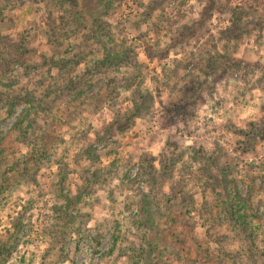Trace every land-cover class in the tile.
<instances>
[{
    "label": "rangeland",
    "instance_id": "374dc122",
    "mask_svg": "<svg viewBox=\"0 0 264 264\" xmlns=\"http://www.w3.org/2000/svg\"><path fill=\"white\" fill-rule=\"evenodd\" d=\"M0 37V264H264V0H0Z\"/></svg>",
    "mask_w": 264,
    "mask_h": 264
},
{
    "label": "trees",
    "instance_id": "16d2710c",
    "mask_svg": "<svg viewBox=\"0 0 264 264\" xmlns=\"http://www.w3.org/2000/svg\"><path fill=\"white\" fill-rule=\"evenodd\" d=\"M99 4V3H98ZM2 42V44H1ZM4 39L3 37H0V69L5 70L7 69L6 66H8L9 64H11L12 62L18 61L20 59V54L17 52L16 48H12L11 42L6 41L7 43H3ZM103 55H102V59L101 61L105 62L106 64H114L117 65L119 63H125L128 60V55L129 52L124 49L122 46H114V47H105L103 48ZM76 93L79 94L80 90L78 91V89L76 90ZM1 97L6 98L7 95L6 93L3 91L0 94V101H3V99H1ZM19 98V97H16ZM77 96H76V100H77ZM14 99V96L11 98ZM139 100V101H138ZM150 101V96L148 94H144L143 96L138 94L137 99H134L132 101V110L133 112L130 113V116H137V114L140 113V111L145 108L146 103H148ZM18 102V101H17ZM75 102V100H68L66 103L68 104H73ZM14 103L12 102V105ZM10 108V107H9ZM8 112H11V110H9L8 108H6ZM21 117H23L24 112H21L19 114ZM125 118H128L127 116V112L126 115L124 116ZM25 128L23 127L22 130H24ZM45 134V130L42 129L39 132L38 138L41 141L40 142V147H46V144L44 143V141H47V137L44 136ZM35 138V136L32 137V140ZM43 150V149H42ZM234 198L236 199L235 201H231L230 204L228 205V218L235 220L233 217V215L236 216L237 219H239L241 217L240 214H238V208L242 209L244 208L245 210L247 209V207H249L248 204V200H249V193L247 192L246 197H240L237 193H233ZM147 203L145 198L141 199L139 207L140 209H138V217L141 218L140 220L145 221V222H149V218H146V216L148 217V209H147ZM143 218V219H142ZM237 221V220H236ZM179 244V243H178ZM175 251H176V258L178 259H184L183 254L181 249H179L177 246L174 247Z\"/></svg>",
    "mask_w": 264,
    "mask_h": 264
}]
</instances>
